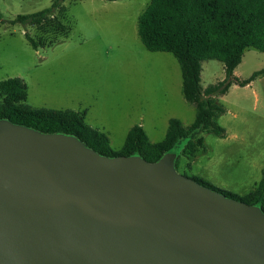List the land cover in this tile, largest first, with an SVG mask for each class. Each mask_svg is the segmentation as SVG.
Segmentation results:
<instances>
[{
    "label": "water",
    "instance_id": "water-1",
    "mask_svg": "<svg viewBox=\"0 0 264 264\" xmlns=\"http://www.w3.org/2000/svg\"><path fill=\"white\" fill-rule=\"evenodd\" d=\"M155 161L0 118V264H264V212Z\"/></svg>",
    "mask_w": 264,
    "mask_h": 264
},
{
    "label": "rangeland",
    "instance_id": "rangeland-1",
    "mask_svg": "<svg viewBox=\"0 0 264 264\" xmlns=\"http://www.w3.org/2000/svg\"><path fill=\"white\" fill-rule=\"evenodd\" d=\"M52 0H0V80L20 77L30 108L84 111V120L105 132L119 150L128 129L140 124L152 142L163 139L169 118L188 126L194 104L181 92L180 67L165 51H149L137 33V18L150 0H63L55 12L67 32L11 23ZM51 20V19H50ZM27 32L38 46L32 47ZM203 87L224 77L222 62L204 60ZM264 68V52L246 47L236 73L246 78ZM225 111L216 118L225 132L201 131L193 155L178 141L176 171L240 196L251 192L264 170V73L217 96ZM175 157V158H176Z\"/></svg>",
    "mask_w": 264,
    "mask_h": 264
},
{
    "label": "trees",
    "instance_id": "trees-1",
    "mask_svg": "<svg viewBox=\"0 0 264 264\" xmlns=\"http://www.w3.org/2000/svg\"><path fill=\"white\" fill-rule=\"evenodd\" d=\"M63 0H52L40 10L17 14L11 23L40 25L65 34L66 26L56 17L63 12ZM51 19V20H50ZM137 33L149 51L170 52L181 71V92L184 99L194 104V120L184 126L177 118H169L163 139L152 142L140 124L127 131L122 147L114 150L108 135L84 120V112L72 109L30 108L24 104L25 83L20 77L0 80V118L27 125L45 133H67L78 137L86 146L102 155L136 154L147 161H155L185 138L184 151L193 155L202 145L201 131L223 136L224 128L216 122L224 111L217 96L227 92L231 84L244 86L264 68L246 78L233 74L241 62L243 51L252 46L264 52V0H150L137 18ZM34 48L36 41L24 31ZM222 62L224 77L203 87L201 64L204 60ZM175 168L178 157L174 160ZM198 182L224 195L249 204L258 203L264 212V170L255 188L244 196L220 189L193 177Z\"/></svg>",
    "mask_w": 264,
    "mask_h": 264
},
{
    "label": "crops",
    "instance_id": "crops-1",
    "mask_svg": "<svg viewBox=\"0 0 264 264\" xmlns=\"http://www.w3.org/2000/svg\"><path fill=\"white\" fill-rule=\"evenodd\" d=\"M236 68H237V66L234 68V70H233V74L234 75H236L237 76V73H236ZM180 74H181V71H180ZM232 85H236V84H231L230 86H229V88L232 86ZM228 88V89H229ZM228 91V90H227ZM73 110V109H72ZM78 111V110H77ZM84 112V111H83ZM93 127V126H92ZM98 129V128H97ZM110 141V140H109Z\"/></svg>",
    "mask_w": 264,
    "mask_h": 264
}]
</instances>
